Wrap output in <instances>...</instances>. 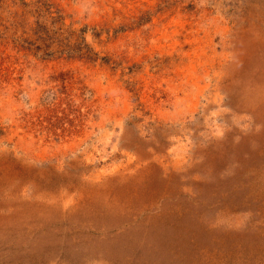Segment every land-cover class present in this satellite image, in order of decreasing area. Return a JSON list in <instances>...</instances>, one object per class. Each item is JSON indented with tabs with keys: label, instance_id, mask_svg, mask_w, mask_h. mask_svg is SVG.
I'll return each instance as SVG.
<instances>
[{
	"label": "rangeland",
	"instance_id": "obj_1",
	"mask_svg": "<svg viewBox=\"0 0 264 264\" xmlns=\"http://www.w3.org/2000/svg\"><path fill=\"white\" fill-rule=\"evenodd\" d=\"M0 264H264V0H0Z\"/></svg>",
	"mask_w": 264,
	"mask_h": 264
},
{
	"label": "trees",
	"instance_id": "obj_2",
	"mask_svg": "<svg viewBox=\"0 0 264 264\" xmlns=\"http://www.w3.org/2000/svg\"><path fill=\"white\" fill-rule=\"evenodd\" d=\"M33 14H35V21H33L30 25H29V28H28V31L32 32V33H35V39H37L38 41L37 42H34L31 44V49L33 50H36V49H41V48H44V47H48L49 45V41H50V38H48L45 34H47L48 30H51L54 32V26L56 25L57 21L53 19V17L51 16H48L49 13H43L41 15V13H39L38 11V8L35 9V11L33 10ZM49 21H53L51 23V26ZM49 23V24H47ZM24 25L21 24V27L24 28V30L26 29V26H28V24L26 23H23ZM25 26V27H24ZM72 37V39L70 38ZM70 37H67V42H69L70 40L72 42H77L79 41L81 43V45L83 47H85L86 50L90 51L91 53H93V49L90 47V45L88 43L85 42V40L83 39L84 37L83 36H70ZM50 44H54L53 42H51ZM54 49H56V51L54 53H60L59 50H58V46L57 44H54ZM53 51V50H52ZM52 51H47V55H50ZM60 51H64L63 49L60 50Z\"/></svg>",
	"mask_w": 264,
	"mask_h": 264
}]
</instances>
